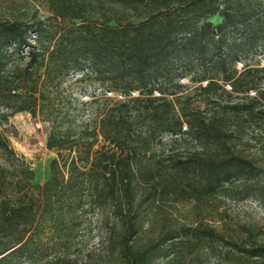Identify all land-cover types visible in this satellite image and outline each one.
I'll return each instance as SVG.
<instances>
[{
	"label": "trees",
	"instance_id": "obj_1",
	"mask_svg": "<svg viewBox=\"0 0 264 264\" xmlns=\"http://www.w3.org/2000/svg\"><path fill=\"white\" fill-rule=\"evenodd\" d=\"M47 2L44 20L0 19V123L40 117L57 155L36 184L0 133V264H87L76 253L95 218L122 264H153L193 236L217 240L166 208H203L256 173L235 148L247 125L264 124V0ZM77 75L97 85L88 120ZM238 250L264 262V246Z\"/></svg>",
	"mask_w": 264,
	"mask_h": 264
},
{
	"label": "rangeland",
	"instance_id": "obj_2",
	"mask_svg": "<svg viewBox=\"0 0 264 264\" xmlns=\"http://www.w3.org/2000/svg\"><path fill=\"white\" fill-rule=\"evenodd\" d=\"M35 17L46 19L52 17L48 11L47 0H0V19L31 22ZM218 24L221 19L212 18ZM34 35L31 41L34 42ZM260 59V68L264 67V57ZM251 68L257 66L256 61L250 59ZM240 70L242 66L239 65ZM77 75L70 79L73 91L79 102L78 110L82 119L88 120L90 114L83 112L88 109L83 103L93 100L92 93L97 85L89 80L76 83L81 79ZM188 85L187 93H194L198 85L188 79L182 81ZM264 86V81L262 87ZM230 90V87H227ZM253 96L255 93H251ZM101 102L102 96L96 91ZM192 102L198 104V96L191 97ZM50 126L42 122L40 117L34 118L28 112L17 113L10 117L8 123H0V133L7 138L9 145L20 156H24L35 172V183L43 185L50 176V164L57 157L55 151L47 148V136ZM169 136L164 137V143L170 142ZM190 148H193L191 146ZM235 151L251 161L256 173L242 180L234 181L228 188L230 193H222L218 198L210 199L203 208H197L194 203L183 202L170 204L166 208L178 220L179 226L192 229L209 228L215 231L218 239L207 241L203 239H187L184 244L169 245L167 252L159 256L153 264H264L262 260L252 259L238 249L250 250L264 246V124L247 125L242 137L237 141ZM3 162L0 154V164ZM245 185L249 186L248 195H236L242 192ZM94 219L93 228L81 239L76 256L87 264H122L116 254L102 244L104 232L100 230ZM150 234L144 235L138 245H144ZM236 247H235V246ZM236 248V249H235Z\"/></svg>",
	"mask_w": 264,
	"mask_h": 264
}]
</instances>
